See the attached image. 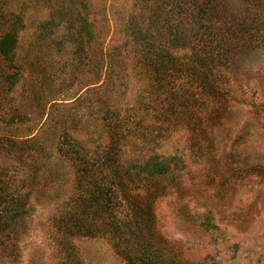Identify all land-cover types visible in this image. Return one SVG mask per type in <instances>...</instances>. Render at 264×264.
<instances>
[{"label":"trees","instance_id":"16d2710c","mask_svg":"<svg viewBox=\"0 0 264 264\" xmlns=\"http://www.w3.org/2000/svg\"><path fill=\"white\" fill-rule=\"evenodd\" d=\"M228 1L134 0L123 27L132 54L128 66L142 88L127 105L122 98L127 86L120 78L124 67L121 60L107 57L104 84H99L102 77H96L80 95L72 94V105H83L86 115L74 113L68 119H62L63 113L52 115V105L65 91L63 86L54 91L56 70L49 59L54 46L61 53L71 43L76 53L82 46L84 51L99 42L87 19L86 4L61 1L55 17L69 16V23L76 24L63 39L49 40L52 26H58L53 17L38 22L37 46L46 50L40 58L24 61L16 54L23 19L0 4V84L8 83L7 91H11L22 77L24 63L33 78L28 80L29 87L24 86L31 114L12 107L6 95L0 97V104L12 111L1 124L9 133L0 135V151L30 169L26 175L31 183L55 182L62 162L73 166V191L54 218L59 264H84L76 248V239L81 237L107 239L128 264H211L207 257L197 259L171 242L157 223L155 205L166 185H180L175 170L184 164L178 159L173 165L159 153L143 151L148 146L162 147L178 130L189 133L197 154H214L212 149L221 141L214 130L225 125L229 103L255 105L237 83L242 71H249L247 67L242 70L238 56L249 55L264 43V0H230L240 4L235 11ZM43 60L50 65L42 66ZM12 67L16 71H7ZM46 117L59 119L62 126L41 129L40 120ZM20 122L25 127L16 125ZM82 126L88 128L87 133L78 139L73 134ZM57 135L64 136L66 149L63 142L44 144ZM128 143L138 147L133 154L126 151ZM51 148H57L65 159L55 158ZM259 167L254 165L253 170ZM7 175L0 162V264L8 258L18 264L20 239L28 229L33 205L29 193L14 188L17 180Z\"/></svg>","mask_w":264,"mask_h":264},{"label":"rangeland","instance_id":"374dc122","mask_svg":"<svg viewBox=\"0 0 264 264\" xmlns=\"http://www.w3.org/2000/svg\"><path fill=\"white\" fill-rule=\"evenodd\" d=\"M61 1L0 0L2 8L20 14L25 25L19 33L16 49L18 59L24 61L28 57L40 58L45 52L46 49L37 46L38 22L51 21L52 17L55 19L58 26H52L49 40L63 39L64 35L74 30L76 24L69 23V16L61 20L55 17ZM83 1L86 4L87 19L92 29H95L99 42L91 49L84 47V51L82 46L77 54L71 43L65 45V53H59L57 47H53V57L49 60L56 70L54 91L57 92L62 86V91H65V95L60 96L52 105L55 118L60 113L64 114L62 119H68L74 113L86 115L83 105H72V94L80 95L96 77H102L99 84H104L107 57L121 60L119 64L124 67L120 78L127 86L122 95L127 105L133 102L138 90L142 88L128 66L132 54L130 40L123 27L133 11L134 0ZM228 3L232 11L240 5L230 0ZM238 62L242 70L247 67L249 71L246 74L242 71L237 83L242 85L247 99L255 105L234 101L229 103L225 125L214 130L221 138L219 145L212 149L214 154H197L195 148L191 147L189 133L178 130L162 147L148 146L143 151L147 154L159 153L172 164L178 162V159L184 164L183 167L180 165L181 169L177 165L175 170L180 185H166L164 195L155 205L157 223L160 232H164L171 242L186 249L197 259L207 257L211 264H264V111L258 109L264 108V43L255 47L249 55L238 56ZM40 64L44 67L50 65L44 60ZM26 65L23 64L22 77L11 91H7L10 87L8 83L0 84V97L6 95L5 99H10L12 107L27 115L33 112V107L24 86L29 87L28 80L33 78ZM7 71L14 72L16 69L12 67ZM60 81L64 83L61 85ZM118 108H121L120 104ZM6 113L11 114L12 111L0 104V135L3 136L9 133L1 126ZM40 121H43L41 129L48 125L55 129L62 126L59 119L46 117ZM16 125L25 127L26 124L20 122ZM80 128L73 134L78 139L88 129L85 126ZM17 135L23 136L21 133ZM129 141L128 138L124 143ZM61 142L66 149L68 144L64 143L63 135H57L51 141L44 140L46 146L60 145ZM137 148L128 143L126 151L133 154ZM51 149L55 158H63L57 148ZM49 160L52 163V159ZM0 162L6 173L17 180L14 188L29 193L33 205L28 229L20 239L21 256L18 264H59L61 253L54 243V218L60 204L73 191L74 171L71 162H62V169L58 168V179L49 183L44 179L36 183L29 182L26 173L30 169L25 170L13 155L0 151ZM254 165L262 168L253 170ZM48 171L54 173L52 167ZM76 240L81 263L128 264L103 237H81ZM9 259H5L4 264H11Z\"/></svg>","mask_w":264,"mask_h":264}]
</instances>
